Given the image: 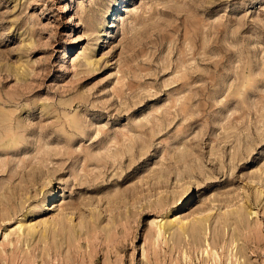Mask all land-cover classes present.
Listing matches in <instances>:
<instances>
[{
  "label": "rangeland",
  "instance_id": "374dc122",
  "mask_svg": "<svg viewBox=\"0 0 264 264\" xmlns=\"http://www.w3.org/2000/svg\"><path fill=\"white\" fill-rule=\"evenodd\" d=\"M0 264H264V0H0Z\"/></svg>",
  "mask_w": 264,
  "mask_h": 264
},
{
  "label": "bare ground",
  "instance_id": "6f19581e",
  "mask_svg": "<svg viewBox=\"0 0 264 264\" xmlns=\"http://www.w3.org/2000/svg\"><path fill=\"white\" fill-rule=\"evenodd\" d=\"M52 206V205H51ZM56 209V208H55Z\"/></svg>",
  "mask_w": 264,
  "mask_h": 264
}]
</instances>
